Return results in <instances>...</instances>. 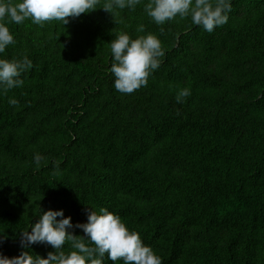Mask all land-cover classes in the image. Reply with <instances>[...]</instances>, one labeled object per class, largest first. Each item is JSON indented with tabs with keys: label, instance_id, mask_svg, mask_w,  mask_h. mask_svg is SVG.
<instances>
[{
	"label": "trees",
	"instance_id": "16d2710c",
	"mask_svg": "<svg viewBox=\"0 0 264 264\" xmlns=\"http://www.w3.org/2000/svg\"><path fill=\"white\" fill-rule=\"evenodd\" d=\"M145 3L111 15L101 0L67 25L8 24L16 43L0 59L27 55L33 67L0 94V253L52 251L19 245L40 208L73 224L107 208L162 264H264V0H232L211 33L178 17L158 26ZM119 33L154 34L165 53L132 94L109 71Z\"/></svg>",
	"mask_w": 264,
	"mask_h": 264
},
{
	"label": "clouds",
	"instance_id": "9594fccd",
	"mask_svg": "<svg viewBox=\"0 0 264 264\" xmlns=\"http://www.w3.org/2000/svg\"><path fill=\"white\" fill-rule=\"evenodd\" d=\"M141 3L142 0H103L102 9L114 15L117 10L134 11ZM100 4L101 0H0V54L16 43L9 23L20 25L30 20L41 27L50 21L67 25L69 18L91 13ZM231 10L232 0H147L143 6L144 13L158 26L178 17L190 19L193 25L208 33L226 24ZM144 30L143 25L137 28L138 32ZM109 44L113 87L122 94H132L146 86L165 54L160 39L151 33L135 39L127 33H119ZM32 67L27 55L19 59H0V94L23 87L22 76ZM190 95L189 88H182L176 94V102L184 103ZM8 104L17 107L19 101L9 97ZM42 160H45L44 156L34 154L33 162L37 168ZM86 217L85 223L73 224L72 218L65 217L62 209L45 211L40 208L38 219L29 226L31 230L19 233V245L22 249L43 245L52 251L47 252L46 257L31 255L26 250L11 258L0 253V264H104L105 257L112 264L119 261L122 264H162L161 257L144 244L140 234L130 230L119 215L107 208L98 211L90 208L86 210ZM77 229L83 235H76ZM7 239L6 235L0 234V245ZM66 243L71 249L68 252L64 251Z\"/></svg>",
	"mask_w": 264,
	"mask_h": 264
}]
</instances>
